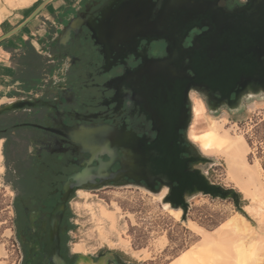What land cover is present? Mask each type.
<instances>
[{
  "label": "water",
  "instance_id": "water-1",
  "mask_svg": "<svg viewBox=\"0 0 264 264\" xmlns=\"http://www.w3.org/2000/svg\"><path fill=\"white\" fill-rule=\"evenodd\" d=\"M154 6L153 0H112L98 24L86 27L95 45L102 48L106 63L118 44L128 45L133 38L134 44L137 37L166 43L165 58H144L135 70L146 73V80H156L150 90L152 131L156 137L145 140L124 128L108 126L82 130L72 140L80 146L81 153L89 155L87 164L96 162L97 166L71 175L70 179L74 187L90 183L98 189L114 184L135 186L152 194L166 189L163 204L179 209L184 220L186 199L194 195L234 202L239 199L236 193L212 184L202 173L200 167L210 160L187 139L191 108L186 105L191 91L202 94L207 101L218 97V103L231 112L239 108L244 97L264 95V0H245L241 7L232 10L219 7L214 0H164L153 17ZM80 25V21L68 23L59 41L69 39ZM194 29L201 32L191 38L187 48L183 47ZM150 71L157 74L148 76ZM170 81L177 83L172 85ZM25 106H30V102L9 100L0 106V115ZM104 156L107 162L102 161ZM114 163L119 164V169L108 172ZM70 192L65 189L63 202ZM63 202L54 214L63 209ZM235 207L242 212L238 204ZM58 224L59 218L51 221L54 236ZM75 257V264L80 258L97 264L101 257L108 258L107 264H125L111 251L99 253L95 262L89 256Z\"/></svg>",
  "mask_w": 264,
  "mask_h": 264
},
{
  "label": "flooded vegetation",
  "instance_id": "flooded-vegetation-1",
  "mask_svg": "<svg viewBox=\"0 0 264 264\" xmlns=\"http://www.w3.org/2000/svg\"><path fill=\"white\" fill-rule=\"evenodd\" d=\"M111 1L70 0L72 6L65 7L52 22H44L39 48L34 49L42 61L37 79L29 86L20 85L13 92L15 99L27 100L30 106L0 115V180L11 195L10 223L19 264L76 263L77 253L70 240L72 201L80 191L97 189L90 183L74 187L70 179L71 175L97 166L96 162L87 164L89 155L81 153L80 146L72 140L76 133L108 126L124 128L145 140L156 137L152 131L150 106V90L156 80H146V73L139 74L135 70L144 58H165L166 43L137 37L134 44L133 38L128 45L118 44L106 63L102 48L95 45L86 24H98ZM214 1L228 10L241 7L245 2ZM153 2L154 17L164 0ZM72 21L81 22L78 31L60 42L65 26ZM200 32L192 30L183 47L187 48L191 38ZM156 74L150 71L147 75ZM175 83L177 81H170L172 85ZM192 93L195 92H189L186 105L191 112ZM195 94L202 96L209 109L227 108L218 103V97L207 101L202 94ZM233 97L231 95V100ZM102 161L107 162V157H102ZM118 169L119 164L114 163L108 172ZM111 187L118 185H102L98 189ZM67 188L71 192L63 202ZM62 202L63 209L54 214ZM58 218L54 236L51 221ZM92 260L95 262L96 258Z\"/></svg>",
  "mask_w": 264,
  "mask_h": 264
},
{
  "label": "rangeland",
  "instance_id": "rangeland-1",
  "mask_svg": "<svg viewBox=\"0 0 264 264\" xmlns=\"http://www.w3.org/2000/svg\"><path fill=\"white\" fill-rule=\"evenodd\" d=\"M27 1L0 0V12L6 10L1 20ZM190 97L187 139L210 160L200 169L212 184L236 193L238 201L194 195L186 199L187 213L181 220L179 209L162 202L166 189L160 194L135 186L80 191L71 205L70 240L77 255L92 259L111 251L125 264H171L182 253L196 250L204 235L222 226L218 239L228 251L216 247L188 264H264V95L244 97L232 112L224 107L212 111L201 95ZM210 130L217 145L203 150L191 134ZM234 150L238 157L232 161ZM10 202V191L0 180V264H19Z\"/></svg>",
  "mask_w": 264,
  "mask_h": 264
},
{
  "label": "crops",
  "instance_id": "crops-1",
  "mask_svg": "<svg viewBox=\"0 0 264 264\" xmlns=\"http://www.w3.org/2000/svg\"><path fill=\"white\" fill-rule=\"evenodd\" d=\"M37 1L39 0H28L21 4L25 6L3 20L1 19L6 10L0 12V106L15 99L13 92L18 83L14 82L16 66L12 56L21 53L27 44L38 50L39 39L44 33V22H52L70 4V0H43L34 6ZM44 3L43 8L23 25Z\"/></svg>",
  "mask_w": 264,
  "mask_h": 264
},
{
  "label": "bare ground",
  "instance_id": "bare-ground-1",
  "mask_svg": "<svg viewBox=\"0 0 264 264\" xmlns=\"http://www.w3.org/2000/svg\"><path fill=\"white\" fill-rule=\"evenodd\" d=\"M25 3V2H24ZM68 40V39H67ZM119 51V50H118ZM119 55V54H118ZM144 106V105H143ZM146 107V106H145ZM151 112V111H150ZM77 129V128H76ZM82 130V129H81ZM67 136V135H66ZM191 137L194 141H197V143H199L202 147L203 150H206L209 146H214L216 147L217 145V139L215 137V133L213 132V130L207 131V132H203L200 134H191ZM68 138V136H67ZM70 139V138H69ZM245 142V141H244ZM219 143V142H218ZM231 160L233 161V159H236L237 156V151H233V153H231ZM1 153H0V163H1ZM105 162V161H104ZM83 163V162H82ZM1 167H0V171H1ZM245 170V169H244ZM71 187V186H70ZM226 223V222H225ZM222 226H220L218 229L216 228V230L214 231V233L210 234V235H204L200 241V245L196 250L193 251H188L185 253H182L180 256L176 257V259L173 260V262L171 264H188L192 261H195L198 256L200 255H204L206 253H208L211 249L213 250V248L219 247L222 248L221 250L226 253L228 251L227 248H225L226 246L223 245V243H221L218 239V237H221V231L217 232ZM224 230V229H223ZM232 230V229H231ZM227 231V230H226ZM216 233V234H215ZM227 233V232H226ZM207 234V233H206ZM225 234V233H224ZM223 235V233H222ZM228 235V234H227ZM219 237V238H220ZM227 237V236H226ZM234 237V235H233ZM224 239V238H223ZM227 239V238H225ZM222 240V239H221ZM228 240V239H227ZM235 241V240H233ZM232 241V242H233ZM231 242V243H232ZM229 243V242H228ZM235 243V242H234ZM233 244V243H232ZM243 244V243H242ZM239 245V243H238ZM237 244L235 246H238ZM232 247V248H236V247ZM243 246V245H242ZM239 248H241V245L239 247L236 248L237 251H239ZM211 250V251H212ZM221 251V252H222ZM237 254V253H236ZM58 256V255H57ZM54 258V257H53ZM107 257H101L99 262L97 264H107ZM250 260V259H249ZM79 264H95V263H90L87 260H84V258H80L79 260ZM58 262V261H57ZM244 262V261H243ZM60 263V262H59ZM238 263V262H237ZM238 264H242V263H238Z\"/></svg>",
  "mask_w": 264,
  "mask_h": 264
},
{
  "label": "trees",
  "instance_id": "trees-1",
  "mask_svg": "<svg viewBox=\"0 0 264 264\" xmlns=\"http://www.w3.org/2000/svg\"><path fill=\"white\" fill-rule=\"evenodd\" d=\"M12 60L16 66L14 82L18 83L17 87L20 85L26 87L36 81V73L40 69L42 61L29 44L21 53L13 55Z\"/></svg>",
  "mask_w": 264,
  "mask_h": 264
}]
</instances>
